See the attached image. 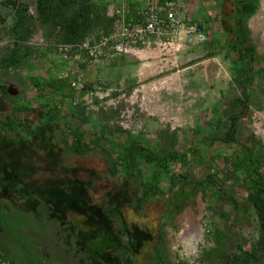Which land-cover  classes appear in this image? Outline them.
<instances>
[{"label":"crops","instance_id":"crops-1","mask_svg":"<svg viewBox=\"0 0 264 264\" xmlns=\"http://www.w3.org/2000/svg\"><path fill=\"white\" fill-rule=\"evenodd\" d=\"M7 1L0 0V100L5 108L0 111V170L4 171V181L9 186L0 188V198L3 203L7 199H14L15 207H18V202L25 198V205L19 206V209L25 211L23 213L19 211L20 241L24 237L21 234L23 230L33 231L32 214H28L26 210L42 203L39 197L36 198L34 195L44 193V190L50 187L59 189L65 194L67 189L64 187L65 180L64 177L59 176L61 173H58V170L65 171L61 156L67 151L77 155L76 160L80 158L85 160L77 163V168L82 174L87 171L88 178L89 175L93 176L97 172L95 163L117 162L129 143L140 144L143 151L135 154L133 162L142 168L143 181L157 182L162 191L160 194L144 197L140 211L142 212L147 205L143 210L144 215L153 216L155 223L150 227L158 236L161 219L169 221L179 215L181 203L189 199L197 188L210 193L211 196L216 195L217 191L208 190L209 187L226 188L227 192L235 191L232 190V183L242 182V178V180L232 178L219 180L215 176V181L212 182L208 178L209 173L200 181L194 179L192 181L191 175L187 174L179 189L181 179L176 176L177 173L180 175L185 172L180 170L181 168L194 167L198 157L201 156V149L205 143L203 136L210 133L201 130L209 120L212 124L208 129L212 125L220 126L225 119L223 115L228 113L227 108L230 105L236 103L240 105L241 101L244 102L245 108L247 106L253 108L256 105L252 98V87L257 86L259 75L264 70V49L255 44L254 35L264 27L262 12L264 0H178L179 12L183 19L202 26L209 40L195 43L182 37L180 32L178 36L161 39L150 36L143 45L132 47L123 53H114L110 50L101 59L95 60L90 59L83 50H76L68 58L58 54L57 44L65 43L63 34L58 28H53L50 23H44L38 18L37 0H21L26 6L23 14H18L16 9L10 8ZM166 1L75 0L68 15L80 7L87 8L90 18L89 28L76 42L96 41L102 35L109 34L122 20L136 21L146 6L151 5L163 14ZM245 45L254 52L253 58L243 55V51H240ZM8 55H14L15 61L12 64H2V60ZM223 65L228 70H231L233 65L236 69L231 82L236 88V93L221 80ZM79 74L81 80L73 87L71 81ZM65 84L67 90L64 88ZM138 87L146 91L144 95H148L150 101L155 99L160 117L151 118V113L146 118L135 117V120L130 121L132 125L125 129L118 122L116 110L108 113L109 109L104 108L106 104H114L111 110L116 109L120 104L113 103L117 101L112 99L118 100L119 96L124 94L120 91H131L133 98ZM67 91L71 94L64 98L63 93ZM233 95L237 98H233ZM107 99L109 104L106 102ZM105 102L106 104L102 106ZM17 106L27 108L31 121L36 123L47 116L48 107L55 108L56 118L50 120L51 123L42 133L39 130H35L34 133L38 132L35 138L43 139L45 142L49 140L54 144L56 156L48 155L50 150L46 148L37 147L35 145L37 140L33 137H24L18 133V130L13 132L8 130L11 125L7 123L9 120L4 118L3 113L8 114ZM217 107L221 109L214 114L213 111ZM205 108L207 114L204 112ZM243 114L237 123L239 133L240 120L247 117ZM219 136L221 135L213 136L212 141H219L215 140ZM70 139L73 140V146H70ZM61 140L62 147L59 145ZM80 140L86 143L87 148V151L81 155L73 151ZM16 153V163H11L10 156ZM97 154H102V157H97ZM147 155L149 158L152 156V159H146ZM172 155L176 157L171 159ZM126 160L128 162V159ZM53 166L55 171L53 169L51 176H45L44 174ZM213 166L217 168L216 163ZM40 167L44 168V174L35 175L42 171ZM172 167H177L178 170L175 171ZM103 173L101 171L99 175ZM117 173L123 174L134 185L138 191L135 196L136 201L141 191L134 183L132 175H126L125 172ZM221 177H224L223 173ZM31 178L32 181H38L40 178L48 184L44 188L39 187L36 192H32L35 189L30 188L29 193L32 194L19 197L17 192L24 188L23 180L27 181ZM87 178L75 176L70 180L71 183L68 182L67 187L76 184L75 186L81 189L77 195L83 193L91 199L94 197L92 194L94 192L87 191L89 185ZM111 192L117 193V191ZM167 192L170 193V200L163 199V207L156 208L151 204L153 200L162 199ZM33 200L36 204H31ZM25 217L30 219L29 229L23 223ZM160 250L162 248L155 249L158 251L155 256L159 260L153 259L152 262L158 260L161 264H167L166 260L160 258ZM25 258L23 249L19 248L14 250L12 258L8 256L3 263L25 264ZM42 258V261L46 262V259Z\"/></svg>","mask_w":264,"mask_h":264},{"label":"rangeland","instance_id":"rangeland-1","mask_svg":"<svg viewBox=\"0 0 264 264\" xmlns=\"http://www.w3.org/2000/svg\"><path fill=\"white\" fill-rule=\"evenodd\" d=\"M262 12L264 15V9L262 10ZM207 40H209V38ZM254 42L257 46L264 49V27L260 28V30L256 32V34L254 35ZM233 63L234 62L231 60V64ZM218 64H220V62ZM230 69L231 70L226 69L223 65V74L221 76V80L224 83L226 82V85H229V88L233 89V92L236 93V88L231 84L234 79L233 75L236 73V69L234 68V65L231 66ZM99 85H102V83H99ZM237 89L240 88L237 87ZM252 89V98L256 105H254L253 108H249V106H247L245 112H243V115H247V117L240 120V133L237 131L236 141L233 144L228 145L223 144L220 141H212L213 136L219 134L222 135L226 132L228 126L227 113L223 115V118L225 119L220 126L212 125V127L208 129L209 125L212 124V121L209 120L210 117L208 118L209 122L206 124L204 123L205 128H203L201 131L210 133H207L203 136V141L205 143L201 149V156H199L197 161L195 162V166H190V169H188V167L181 168L180 170L185 171V174L180 173V175L184 174L182 176L177 173V176H179H176V178L180 177L181 179L179 183V189H181V186L183 184L182 180H185L187 178V174L191 175L192 181L193 179L195 181H200L207 174L214 171L213 168H216L215 166H213L214 163H216L217 168H223L225 157L230 156L235 151H239L242 145L256 147L258 156H263L264 141H262L252 133L251 118L252 114L262 110V101L264 98V70L259 75L257 86L252 87ZM120 92L124 94H121L118 100L114 98L112 99L117 101L113 103L120 104L116 109L111 110L114 104H109L108 99L106 100V102H108L109 105H107L105 102L102 103V106L106 104L104 109H109L108 113L116 110V115H118V122L122 126H124L125 129L132 125L130 121L135 120V117H138V119L139 116L146 118V116L150 113L152 114L151 118L157 119V117H160V113L157 112L155 99L154 101H150V98L147 97L148 95L145 96L146 91H142L140 87L137 88V91L133 98H131V91ZM92 94L93 93H91V95ZM170 94L172 95V93ZM232 97L237 98L234 95ZM232 97L230 96V101L232 100ZM229 108H234V105H230ZM219 109L221 108H215L213 113L215 114V111H218ZM206 111L207 109L205 108V114H207ZM72 141L73 140L70 139V146L74 145ZM47 142H44L43 145H48ZM149 142L153 143L154 141L150 140ZM59 145H61V147L63 146L62 140ZM76 156L77 155H74L72 152L68 151L64 154V156H61V163L63 165V168H65V171L62 172L63 169H60L58 170V173H61L59 175L60 177H64V187L67 188L65 189V194L61 190L59 191V189H52V187H50L47 190H44V193L37 194V196L34 195V197H39L38 199L42 201L40 205H44L47 208V213H41L43 211H41L40 209H36L35 215L36 217L40 215V217H38V220L41 222V224H43L42 226H48L50 224V221L52 220L51 218L54 216L52 213L55 212V208L58 207L60 211L79 210L81 214L83 213L84 218H95L99 228L101 229L99 233H105V230L102 229L101 225L102 216L97 215L95 211L92 210L91 205L89 206V204L83 202L82 200H79L83 197L85 201L86 199H88V197H85L83 193L77 195V192L81 189L75 186L76 184H73L70 188L67 187L68 182H70L72 178H75V176L83 178L85 176V178H87L86 174L88 172L85 171V173L82 174V171L77 168V163L85 162V160H81L82 158L76 160ZM97 157L101 158L102 154H97ZM31 161L33 162V159ZM43 169V167H40V170L42 171L37 172L35 175L44 174ZM53 169L54 166L44 175L51 176L52 172L55 171V169L54 171ZM172 169L175 171L178 170L177 167H172ZM3 172L4 171L0 170V188H2L3 186H9V184L5 183L4 181L5 173ZM100 172L101 171H97L93 176H88V189H90L91 192H94L92 194H94V197L102 202V204H106V200H108L109 202L113 200L115 202L116 211L118 212V214L121 213L119 217H123L124 225L126 226V224L128 223L127 219L133 216L131 207L135 202V196L137 195L138 191L123 174L117 173L115 175H110L109 173L106 174L104 172L105 175H103L104 173L99 175ZM184 176L185 178H181ZM221 176L222 172L218 174V177L216 178H223ZM149 180L151 181V178H149ZM23 181L24 182H22V185L24 186V188L20 189V191L17 192L19 197H25V194H32L29 193L30 188L35 189V191L32 192H36L39 187L44 188L48 184L45 182V180H42L40 178L38 179V181H32V178L27 181ZM49 182L51 183V180H49ZM233 183L232 190L234 189L235 191L227 192L225 191L226 188L220 189L219 187H209L208 190L213 189L215 190V192L217 191L215 193L216 195L212 196L210 193H205L203 190L197 188L195 192L191 193L189 199L184 200L183 204L181 203L179 215L169 221H167L166 219H161V228L159 234V248H162V250L159 251L161 259L166 260L167 264H221L223 259L219 254H217V252L221 248L222 250H224L225 256H227V258H230V261L232 262L238 261L240 259L245 260L246 251H248L249 249H257L260 241V226L257 216L255 214L254 208L249 204L247 200V190L245 187H243V184L245 185L243 180L242 182L236 181ZM176 186L178 187V184H176ZM176 186L174 187V189H176ZM25 190L28 192H25ZM111 191H117V193L114 194ZM105 193L106 195H109V198L105 195ZM169 198L170 193L167 192L162 196V199L156 198L157 200H153L154 202L152 201L153 203L151 204H154V207L158 208L162 206L163 199ZM125 201H127V204ZM122 202L125 203V208L127 207V209L123 210V212L120 211V205H123ZM33 203L36 204V201H31V204ZM4 204H10L8 209L12 210V205L16 203L14 202V199H7ZM128 204L131 206H129ZM20 205H25V198H23V201L21 200L20 202H18V208ZM145 206L146 207H144V209L147 208V205ZM143 210L142 212L139 211V214L144 215L145 212ZM20 211L22 213L25 212L24 210ZM37 223L38 222H31V225L33 226V233L40 234L45 237V244L48 245V247L51 249L53 242L52 240L54 239V237L52 236L54 232L53 229H49L48 227L46 229V232L42 231L41 229L37 230L38 228H40ZM86 224L88 225L87 222L83 223V225L87 226ZM31 225L29 224V227H31ZM118 227L120 228V225ZM134 230L135 229L131 230V228L125 229V233L130 240V245L133 248L136 247L137 244H140L141 240L145 239L144 236L138 235L140 232ZM196 232L198 234H196ZM217 234L220 235V238L223 242L219 246L216 242ZM190 239L196 247V252L194 254H188V252L186 251V245L188 244ZM256 252L259 254L258 251ZM223 261L225 262L226 259H224ZM256 261H258L257 256L253 259V264H255ZM1 263L4 264L3 262ZM6 263L11 264L10 262ZM67 263L74 264L76 262L73 259H70L64 263L55 261V264ZM262 264H264V261Z\"/></svg>","mask_w":264,"mask_h":264},{"label":"trees","instance_id":"trees-1","mask_svg":"<svg viewBox=\"0 0 264 264\" xmlns=\"http://www.w3.org/2000/svg\"><path fill=\"white\" fill-rule=\"evenodd\" d=\"M74 3L75 0H37L36 12L38 18L44 23H50L53 28H58L63 34L65 43H76V40L81 38L89 28L90 18L88 17L87 8L80 7V9L68 15V11ZM7 5L10 8L16 9L18 14H23L26 11V6L21 0H8ZM240 49V51H243V55L253 58L254 52L248 45ZM14 61L15 56L8 55L1 63L12 64ZM66 87L65 84L64 88L67 90ZM70 94L71 92L67 91L63 93V97H68ZM244 109L246 108L242 101L240 105L238 103L234 105V108H227V131L218 138H215V140H219L228 145L236 141L237 123L239 117L245 112ZM54 110L55 108L51 109L48 107L47 116L45 115L46 117L39 119L37 123L31 121L27 113L28 109L25 107L17 106L10 113H3V116L6 120H9L7 123L11 125L8 130L11 132L18 130V133L24 137H33L37 140L35 142L37 147L46 148L50 150L48 155L56 156V151L53 148L54 144L47 140L48 145H43L45 141L35 138L38 132L34 133L36 132L35 130H39L42 133L47 128L46 126L51 123L50 120L56 118L57 112ZM73 151L80 155L85 153L87 151L86 143L82 140L78 141ZM140 151H143V147L140 144L129 143L119 161L94 164L97 167V171L109 172L112 175L117 172H125L126 175H132L133 181L141 193L136 197V201L131 207L133 209V216L127 219L128 223L126 226L127 228H131V230L135 229L134 231L140 232L138 235L145 237L144 240H141L140 244H137L134 248L130 245V240L125 233V229L127 228L124 225L123 217H119L121 213L119 212L120 214H118L116 211L115 202L110 199L111 202L106 200V204H102V202L94 197L89 198V200L86 199L85 201L84 199L79 200L89 204V206L91 205L92 210L97 215L102 216L101 225L105 233H99L101 229L95 218H84L83 213L81 214L79 210L60 211L58 207L52 213L54 216L51 218L50 224L48 226H42L43 224L38 220L40 215L36 217L35 210L40 209L43 211L41 213H47V208L44 205H38L33 209L26 210V212L32 214L31 221L38 222L37 225L40 228L37 230L41 229L46 232L48 227L49 229H53L52 236L54 239L52 240V248L50 249L45 244V237L40 234H35L33 231L29 232V230H23L21 234H23L25 239L22 237V241H20L21 237L18 225L19 211L22 209L14 205H12V210L8 209L10 204H4L5 202L3 203L2 198H0V263L5 262L8 256L12 258L14 250L20 248L23 249V255L26 257L24 259L25 264H55V261L64 263L70 259L75 260L76 263L74 264H161L158 261V257L155 256V253L158 252L155 249L159 247V236L154 234L150 227L152 223H155L153 216L141 215L139 211L141 210L144 197L160 194L162 191L157 182L150 183L143 181L142 168L136 166L133 162L135 154ZM21 154L23 155V153ZM173 157L175 158L176 156H170L171 159ZM16 159L17 153L10 156L11 163H16ZM126 159H128V162ZM146 159H152V156L149 158L147 155ZM224 163L223 168L214 169L215 171L210 173L208 178L213 182L215 181V176L218 177V174L222 172L223 179L232 178L239 180L242 178L244 180L247 189V200L253 206L259 221L260 241L256 250L249 249L246 251L245 260L230 261V258L225 256L222 248L219 249L217 254L223 260L226 259L225 262L222 260L221 264H253V259L256 256L258 257V261L255 264H262L264 261V152L263 156H258L256 147L242 145L239 151H235L230 156L225 157ZM88 187L89 185L87 186V191L90 192ZM106 196L109 198V195ZM122 204L120 205V211L123 212L127 207L125 208L124 202ZM85 222L88 223V225L86 224L87 226L83 225ZM23 223L29 229L30 219L26 218ZM119 225L120 228L118 227ZM216 242L218 246L223 243L218 234L216 235ZM42 257L46 259V262L42 261ZM151 259L158 260L152 262Z\"/></svg>","mask_w":264,"mask_h":264},{"label":"built area","instance_id":"built-area-1","mask_svg":"<svg viewBox=\"0 0 264 264\" xmlns=\"http://www.w3.org/2000/svg\"><path fill=\"white\" fill-rule=\"evenodd\" d=\"M178 32L182 37L195 43H204L208 39L202 26L183 19L179 12L178 0H167L163 14L151 5L146 6L136 21L122 20L109 34L102 35L96 41L57 44V51L63 58H68L76 50H83L90 59L95 60L101 59L110 50L114 53H123L132 47L143 45L150 36L161 39L178 36ZM80 80L81 74L71 81V85L77 86ZM251 131L264 141V98L262 110L252 114Z\"/></svg>","mask_w":264,"mask_h":264},{"label":"clouds","instance_id":"clouds-1","mask_svg":"<svg viewBox=\"0 0 264 264\" xmlns=\"http://www.w3.org/2000/svg\"><path fill=\"white\" fill-rule=\"evenodd\" d=\"M186 251L188 252V254H194L196 252L195 244L192 242L191 239L189 240L188 244L186 245Z\"/></svg>","mask_w":264,"mask_h":264},{"label":"water","instance_id":"water-1","mask_svg":"<svg viewBox=\"0 0 264 264\" xmlns=\"http://www.w3.org/2000/svg\"><path fill=\"white\" fill-rule=\"evenodd\" d=\"M3 110H5V108H4L3 102L0 100V111H3Z\"/></svg>","mask_w":264,"mask_h":264},{"label":"bare ground","instance_id":"bare-ground-1","mask_svg":"<svg viewBox=\"0 0 264 264\" xmlns=\"http://www.w3.org/2000/svg\"><path fill=\"white\" fill-rule=\"evenodd\" d=\"M196 234H198V233L196 232ZM185 236H187V235H185Z\"/></svg>","mask_w":264,"mask_h":264}]
</instances>
